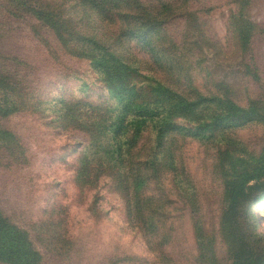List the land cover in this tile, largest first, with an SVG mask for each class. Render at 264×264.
<instances>
[{
  "label": "rangeland",
  "instance_id": "obj_1",
  "mask_svg": "<svg viewBox=\"0 0 264 264\" xmlns=\"http://www.w3.org/2000/svg\"><path fill=\"white\" fill-rule=\"evenodd\" d=\"M26 2L0 0V76H5L0 82V132L9 134L8 140L7 133L0 139L1 213L27 233L41 264H163L129 228L126 197L111 179L93 190L75 185L85 136L76 131V123L64 129L57 119V110L66 102L79 108L116 103L110 91L114 85H106L91 60L73 53V43L64 46L66 39L83 37L115 55L136 57L135 66L143 75L152 67L151 54L131 41L119 49L117 21L103 16L104 22L74 1ZM231 2L194 0L192 8L203 12L205 46L196 50L198 57L191 59L192 69L186 66V71L195 76L193 84L201 90L227 87L231 98L244 107L254 99L264 101V0L242 4L244 21L257 28L244 55L235 50L227 28L235 10ZM32 9L52 15L53 22L63 27L50 29L33 16ZM174 23L164 29L177 38L184 23ZM189 38L192 42L198 35ZM196 60L202 62L200 67L193 65ZM203 74L209 75L208 83ZM224 124L236 139L230 145L191 137L174 142L195 198L190 208L168 193L166 180L161 189L154 186L160 190L154 192L164 191L176 201L173 242L167 252L183 264H241L237 258L242 252L264 248V175L248 171L251 180L244 190L232 189L228 181L235 172L241 173L232 159L254 166L264 155V126L241 117ZM224 183L230 185L225 188ZM195 233L203 244L197 263Z\"/></svg>",
  "mask_w": 264,
  "mask_h": 264
},
{
  "label": "trees",
  "instance_id": "obj_2",
  "mask_svg": "<svg viewBox=\"0 0 264 264\" xmlns=\"http://www.w3.org/2000/svg\"><path fill=\"white\" fill-rule=\"evenodd\" d=\"M16 1L20 5L27 4L26 0V4L23 0ZM71 1L93 10L104 22L103 16L117 21L119 49L123 43L131 41L152 57L149 62L152 67L143 75L135 66L136 57H124L120 52L115 55L83 37L63 42L66 47L73 43L74 54L91 60L92 67L104 77L106 85H114L110 91L116 99L110 107L79 108L66 102L57 110V119L64 129L76 123L79 125L78 129L75 127L76 131L85 136L73 182L83 191L93 190L102 180L111 179L126 197L129 228L140 234L161 263L183 264L172 260L167 252L173 242L176 201L165 196L164 191L161 195L154 192L160 191L154 190V186L161 189L162 182L166 180L168 193L176 196L184 208H190L195 200L190 191L188 173L177 151L173 150L174 142L177 138L191 137L201 142H218L219 146L230 145L236 139L227 133L225 121L241 117L264 126V101L254 99L242 107L231 98L227 87L209 86L202 91L200 85L193 84L195 76L186 71V66L192 69L191 59H196V50L205 46L201 41L206 35L205 24L200 17L203 12L192 8L194 0H160L154 4L142 0ZM231 1L235 10L229 15L227 28L235 50L244 55L257 29L252 22L244 21L242 14V4L250 5L251 0ZM32 11L33 16L50 29L63 27L53 22L52 15L35 9ZM176 21L184 23L177 34L179 38L164 29L169 22L171 26ZM196 34L198 40L190 42L189 36ZM193 65L200 67L202 62L196 60ZM148 73L153 76H148ZM203 75L202 80L208 83L209 75ZM3 80L5 76H0V82ZM6 115L5 111L3 116ZM220 127L221 131H217ZM5 133L0 132V139L6 136ZM8 135L5 137L7 140ZM263 160L264 155H261L256 165L250 166L232 159L233 166L241 170L240 174L235 172L228 180L233 185L232 189L246 188L247 180H251L248 179V171L255 172L252 175H264ZM195 241L197 257L194 262L197 263L200 258L198 250L199 247L202 250L203 244L198 243L196 233ZM237 261L241 264H264V248L246 250ZM41 263L42 257L33 248L27 233L0 211V264Z\"/></svg>",
  "mask_w": 264,
  "mask_h": 264
}]
</instances>
